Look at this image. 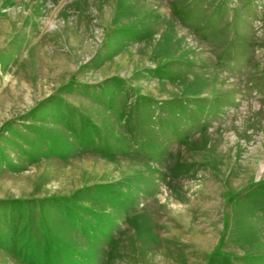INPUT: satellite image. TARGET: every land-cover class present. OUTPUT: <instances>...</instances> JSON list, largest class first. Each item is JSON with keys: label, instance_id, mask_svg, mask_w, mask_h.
I'll use <instances>...</instances> for the list:
<instances>
[{"label": "rangeland", "instance_id": "1", "mask_svg": "<svg viewBox=\"0 0 264 264\" xmlns=\"http://www.w3.org/2000/svg\"><path fill=\"white\" fill-rule=\"evenodd\" d=\"M0 264H264V0H0Z\"/></svg>", "mask_w": 264, "mask_h": 264}, {"label": "clouds", "instance_id": "2", "mask_svg": "<svg viewBox=\"0 0 264 264\" xmlns=\"http://www.w3.org/2000/svg\"><path fill=\"white\" fill-rule=\"evenodd\" d=\"M198 188V185L195 181L192 182V187L189 188L186 186V191L188 192L189 198ZM156 198L160 204H162L170 213L173 215L183 214L187 209L184 203L176 201L174 198H171L168 191L165 190V186H161L160 190L156 194Z\"/></svg>", "mask_w": 264, "mask_h": 264}]
</instances>
